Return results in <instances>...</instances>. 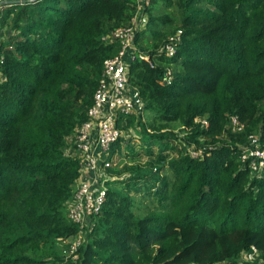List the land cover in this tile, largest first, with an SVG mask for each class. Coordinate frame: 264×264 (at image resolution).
Here are the masks:
<instances>
[{
  "label": "trees",
  "instance_id": "1",
  "mask_svg": "<svg viewBox=\"0 0 264 264\" xmlns=\"http://www.w3.org/2000/svg\"><path fill=\"white\" fill-rule=\"evenodd\" d=\"M135 10L136 0L2 7L0 264H264V166L252 169L264 158L250 155L264 153V0H151L135 43L153 66L137 57L129 65L143 106L123 130L136 121L154 160L106 183L77 260L53 251L78 229L65 208L79 174L67 138L87 120L103 63L118 52L101 38ZM179 29L174 55L156 52ZM132 191L142 192L145 214L135 213Z\"/></svg>",
  "mask_w": 264,
  "mask_h": 264
},
{
  "label": "built area",
  "instance_id": "2",
  "mask_svg": "<svg viewBox=\"0 0 264 264\" xmlns=\"http://www.w3.org/2000/svg\"><path fill=\"white\" fill-rule=\"evenodd\" d=\"M22 1L25 0H0V12L2 7ZM150 2L151 0H136V10L129 25L117 28L101 38L107 44L117 42L118 52L103 63L92 104L87 110V120L78 125L67 138L68 147L65 154L77 161L79 174L75 180L73 195L65 202V208L68 221L78 229L75 235L67 239H57L64 260L78 259V249L93 227L92 219L99 214L104 204L106 183L115 178L108 172L112 168L111 148L119 138H123V127L127 124L128 117L138 116L142 109L137 89L129 81V65L137 57L153 66L150 55L140 52L135 43L137 33L145 28L148 21L146 8ZM181 34L179 29L170 35L156 52L172 57ZM1 62L2 58L0 64ZM170 82L171 70L168 69L165 83ZM195 121L207 127L205 120ZM231 125L233 130L242 128L235 117L231 118ZM189 153L194 157L198 155L193 150ZM250 155L264 158V153L258 150H252ZM263 166V161H260L257 166L253 163L252 169L260 173ZM253 251L254 254L250 256L252 259L256 256V250Z\"/></svg>",
  "mask_w": 264,
  "mask_h": 264
},
{
  "label": "rangeland",
  "instance_id": "3",
  "mask_svg": "<svg viewBox=\"0 0 264 264\" xmlns=\"http://www.w3.org/2000/svg\"><path fill=\"white\" fill-rule=\"evenodd\" d=\"M3 35V33H2ZM143 122L147 123L153 120V116L149 113H144L142 116ZM173 125L170 126L172 128ZM175 127V126H174ZM179 138L183 137L185 132H181L180 128L176 127L173 129ZM139 131V128L136 126H131L127 129V131H124L123 136V143L121 144L120 153L116 154L113 158L111 165L112 168H115L119 171V175L115 177L116 180H123L125 181L129 176L134 172V170L137 167L144 168L146 167L153 158H148L146 151V145L141 141L140 135L137 133ZM158 147H153V152L157 153ZM169 155H175L171 152H167ZM111 168V169H112ZM78 178V177H77ZM77 180V179H76ZM114 187H121L124 189V184H115ZM132 194L135 196L136 204H135V213L137 215H143L147 211L146 206L143 207L144 203L146 204V201L143 199L142 203V192L135 193L132 191ZM138 207V208H137ZM55 254L59 257L61 250L60 247L55 245V248L53 249ZM255 258V257H254ZM253 258V259H254ZM243 260L251 261L252 257L249 256H243Z\"/></svg>",
  "mask_w": 264,
  "mask_h": 264
},
{
  "label": "water",
  "instance_id": "4",
  "mask_svg": "<svg viewBox=\"0 0 264 264\" xmlns=\"http://www.w3.org/2000/svg\"><path fill=\"white\" fill-rule=\"evenodd\" d=\"M23 2V1H22Z\"/></svg>",
  "mask_w": 264,
  "mask_h": 264
}]
</instances>
